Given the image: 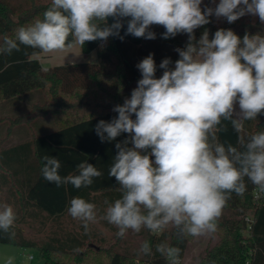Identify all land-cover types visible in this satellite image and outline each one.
<instances>
[{
    "label": "clouds",
    "instance_id": "9594fccd",
    "mask_svg": "<svg viewBox=\"0 0 264 264\" xmlns=\"http://www.w3.org/2000/svg\"><path fill=\"white\" fill-rule=\"evenodd\" d=\"M201 4L202 0H51L42 19L0 38V54L20 51L21 45L45 54L70 53L77 47L82 50L85 42L107 41L110 36L123 40L124 18L126 34L137 38L155 39L151 25L163 26L165 39L188 35L186 46L175 49L179 59L174 66L170 58L160 63V78L152 54L139 62L142 78L130 99L113 108L118 117L96 125L101 142L129 134V139L116 143L108 173L121 196L111 203L105 200L99 217L118 229L119 238L142 229L161 233L170 226L182 237L208 236L218 230L231 195L246 192V179L264 193V131H245L246 121L264 115V34L245 33L241 39L231 29H219L211 39L208 30L199 40L194 35L213 15L229 24L251 15L264 24V0H219L203 10ZM109 17L115 20L110 26ZM223 122H230L238 134V146L220 142L218 133L226 131ZM42 161L43 178L57 187L86 188L102 176L87 161L77 165L78 174L63 177L57 157L44 155ZM67 212L86 233L90 224L98 223L97 206L84 198L71 199ZM16 218L10 204H0V233L13 237ZM155 247L167 264H181L180 248L167 243ZM139 252L152 255L149 242ZM14 260L6 257L4 264Z\"/></svg>",
    "mask_w": 264,
    "mask_h": 264
},
{
    "label": "trees",
    "instance_id": "16d2710c",
    "mask_svg": "<svg viewBox=\"0 0 264 264\" xmlns=\"http://www.w3.org/2000/svg\"><path fill=\"white\" fill-rule=\"evenodd\" d=\"M218 3L219 0L215 3L202 0L201 8L215 7ZM50 5L51 0H0V38L5 34L12 36L18 27L42 19ZM127 20L124 18L120 29L123 40L110 36L107 41L85 42L82 53L89 56L96 52L95 63L65 64L45 71L35 58L42 54L39 49L21 45L20 51L0 54V106L13 104L19 109V114L13 117L0 118V123L6 126L5 135L0 137V192L5 190L9 197L13 196L17 206V218L11 230L15 235L9 238L0 233V243L36 248L43 264H92L93 261L87 258L89 253H94L99 264H167L156 252L155 246L160 243L180 248L182 263L188 244L195 238L179 236L171 226L161 233L142 229L139 233L129 231L124 238H119L116 236L118 229L113 226V237L103 241L104 245L110 246L97 250L91 247L98 241L97 234L91 230L86 233L82 225L77 231L55 232L42 244L28 240L21 228L27 220L57 222L69 217L67 208L74 197L94 203L101 215L106 208L105 200L111 203L120 198L119 185L108 173L118 151L116 143L129 139V134L122 133L114 141L101 142L95 131L96 125L101 120L111 122L118 117L113 108L130 99L142 78L137 68L139 62L152 54L157 66L155 75L160 78L164 71L159 67L160 63L170 58V67H173L179 59L175 49L184 48L188 42L185 33L163 38L166 29L161 25L150 26L149 30L156 34L155 39L137 38L126 34ZM209 20L210 23L195 30L197 40L205 30L209 32V39L219 29H231L241 39L245 33L264 34V24L251 15L231 24L214 15ZM114 22L112 17L108 18L109 26ZM38 122L49 125H43L44 131L33 132L30 138L13 141L11 137L19 129L28 127L36 131ZM223 123L226 131L218 133L220 142L238 146V134L230 122ZM245 131L249 134L264 131V115L246 121ZM44 155L61 161L59 174L62 177L78 174L77 165L85 161L95 165L102 176L94 178L93 184L86 188L75 189L71 184L57 187L43 178ZM245 182L246 192L242 196L231 195L218 221L215 234L219 241L199 258L197 264H264V193L256 199V187L247 179ZM247 218H251L250 224ZM134 236L142 238V244L149 242L152 255L139 252L142 244L133 246Z\"/></svg>",
    "mask_w": 264,
    "mask_h": 264
},
{
    "label": "rangeland",
    "instance_id": "374dc122",
    "mask_svg": "<svg viewBox=\"0 0 264 264\" xmlns=\"http://www.w3.org/2000/svg\"><path fill=\"white\" fill-rule=\"evenodd\" d=\"M42 63L47 62L52 66H60L65 64H76L83 62H97V54L93 52L89 56H84L82 50L77 47L71 50L70 53H50L42 54L37 56ZM16 198V197H15ZM8 203L10 204L15 213L16 205L14 202V197H9L6 191L0 192V204ZM100 211V210H99ZM98 211V223L90 224V230L95 232L98 236V241L94 242L91 246L95 249L108 248L110 245L103 244V241H109L113 237V225L109 224L106 220H100L99 217L102 216L101 212ZM81 222L73 219L71 216L65 217L57 222L53 221H33L27 220L24 225L21 226L24 235L28 240L35 242L37 244L45 243L49 238H51L55 232L60 230H80ZM79 228V229H78ZM134 243L138 247L142 244L143 240L139 236H134ZM219 241V236L217 234H211L208 236L195 237L187 247L184 259L181 264H197L199 258L206 253L208 249L216 245ZM15 257L14 264H43L44 261L40 255L38 249H25L17 246L5 245L0 243V264H4L6 257ZM33 256L34 260H27L26 257ZM88 260L93 261L92 264H99V259L94 257V253H89ZM94 259V260H93ZM103 260V257H102ZM97 262V263H96ZM136 264H141L137 262Z\"/></svg>",
    "mask_w": 264,
    "mask_h": 264
},
{
    "label": "crops",
    "instance_id": "0c3cea01",
    "mask_svg": "<svg viewBox=\"0 0 264 264\" xmlns=\"http://www.w3.org/2000/svg\"><path fill=\"white\" fill-rule=\"evenodd\" d=\"M42 54H44V53H42ZM35 58L40 61V63L43 66V69L45 71H47L49 68L54 67L47 62L42 63L41 60L37 56ZM20 103L26 104L25 101H21ZM17 107L18 106L16 105V108H15V106H13V104L12 105L8 104L7 106H0V118L13 117L16 114H19V111H18L19 109ZM43 125H49V124L47 122H38L36 124V131H34L28 127L25 129H19L15 134H13V136L11 138H13L14 142H18L19 139H21V138H30V136L33 134V132H35V133L43 132L44 131ZM5 132H6V126H4L2 123H0V137L4 136Z\"/></svg>",
    "mask_w": 264,
    "mask_h": 264
},
{
    "label": "built area",
    "instance_id": "2783aa9c",
    "mask_svg": "<svg viewBox=\"0 0 264 264\" xmlns=\"http://www.w3.org/2000/svg\"><path fill=\"white\" fill-rule=\"evenodd\" d=\"M259 196H260V192L257 190V191L255 192V198L258 199ZM246 221H247L249 224L252 222L251 218H247ZM30 257H32V259H31L30 261L34 260V257H33V256H30Z\"/></svg>",
    "mask_w": 264,
    "mask_h": 264
}]
</instances>
